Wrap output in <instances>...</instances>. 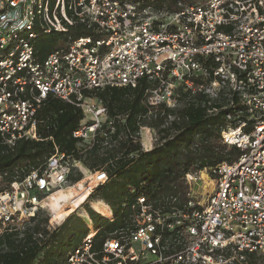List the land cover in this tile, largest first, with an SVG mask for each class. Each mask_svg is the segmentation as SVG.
Listing matches in <instances>:
<instances>
[{
	"label": "built area",
	"instance_id": "obj_1",
	"mask_svg": "<svg viewBox=\"0 0 264 264\" xmlns=\"http://www.w3.org/2000/svg\"><path fill=\"white\" fill-rule=\"evenodd\" d=\"M172 12L131 0H0V146L38 139L49 94L83 110L74 136L91 143L115 127L96 91L155 83L149 103L175 109L181 91L224 99L231 162L186 174L188 199L132 202L129 221L99 245L87 234L67 264H264V0H193ZM91 34L39 57L36 28ZM199 81V82H198ZM169 119L175 115L169 114ZM103 135H108L103 132ZM78 163L56 148L43 165L0 191V238L23 229L63 189ZM211 171V172H210ZM95 187L108 180L92 172Z\"/></svg>",
	"mask_w": 264,
	"mask_h": 264
},
{
	"label": "trees",
	"instance_id": "obj_2",
	"mask_svg": "<svg viewBox=\"0 0 264 264\" xmlns=\"http://www.w3.org/2000/svg\"><path fill=\"white\" fill-rule=\"evenodd\" d=\"M131 1L172 12L182 9L180 2H193ZM36 32L34 43L40 58L53 49L65 47L71 37L91 34L81 24L73 25L66 33H44L39 28ZM154 86L155 83L143 78L136 87L116 86L96 91L115 130L109 133L108 124L103 123L91 143L74 136L84 119L83 110L49 94L36 114L38 139L23 138L12 147L0 146V191L43 165L56 148L90 171L104 170L108 174V180L96 186L82 203L95 228L91 229L77 212L51 227L50 215L41 216L40 210L22 233L12 231L0 238V264H67L68 255L77 247L78 236L82 234L83 239L95 231L94 239L99 246L111 232L129 221L132 202L138 196H148L155 205L168 204L172 197L178 199L177 203H184L189 192L187 173L211 170L239 156V148L229 146L221 135L228 124L227 114L233 112L225 107L224 99L209 105L205 94L181 91L177 108H169L165 103L152 106L148 99ZM169 114L175 115V119H169ZM144 126L158 132L157 142L149 150L140 141ZM77 169L74 167V171ZM74 171L70 180L77 183L83 173L80 171L74 177ZM90 201L108 205L112 219L93 209Z\"/></svg>",
	"mask_w": 264,
	"mask_h": 264
},
{
	"label": "rangeland",
	"instance_id": "obj_3",
	"mask_svg": "<svg viewBox=\"0 0 264 264\" xmlns=\"http://www.w3.org/2000/svg\"><path fill=\"white\" fill-rule=\"evenodd\" d=\"M57 36V35H56ZM157 137H158V132L157 129H154L152 127H148V126H144L141 129V136H140V141L142 143V146L144 149L149 150L151 149L154 144L157 142ZM77 171H74V177L78 175V172H82L83 173V178L77 182V183H72L71 180H69V182L67 183V185L63 188V190L67 193L74 191V195L81 194L83 192H87V190L91 193L94 188V178L92 175L93 171H90L89 169H87L83 164L78 163L77 166ZM204 173H201V177H203L200 181V184L203 185V183H208L209 181V176L212 178V175L209 173H207V171H205V169L202 170ZM83 184V185H82ZM72 188V189H71ZM85 189V190H84ZM62 190V189H61ZM77 192V193H76ZM88 193V195L90 194ZM68 200V201H67ZM71 200L72 199H66L63 200L62 202H60L59 207H53L50 204L51 199H49L47 201V204L45 205V208H43L41 216H46V215H50V220H49V225L51 227H55L59 224H61L70 214L77 212L79 213L89 224V227L95 228L92 225V221L89 217V215L86 212V208L82 205H80V207L78 208H74L71 204ZM106 205L103 201H90V206L97 210L98 212L102 213L103 215H105L108 218L112 219V215H111V209L110 207H108V211L109 212H104V211H99V207ZM108 206V205H107ZM64 207V208H63ZM110 209V210H109ZM65 210H68L69 213L67 214H63L61 217H57L56 214L58 212H64ZM82 234L80 236H78L75 245H79L81 243L82 240Z\"/></svg>",
	"mask_w": 264,
	"mask_h": 264
},
{
	"label": "bare ground",
	"instance_id": "obj_4",
	"mask_svg": "<svg viewBox=\"0 0 264 264\" xmlns=\"http://www.w3.org/2000/svg\"><path fill=\"white\" fill-rule=\"evenodd\" d=\"M83 185V184H82ZM72 189V188H71ZM85 190V189H84ZM74 191H71L69 193L65 192L63 189L62 190H59L58 192L54 193L52 196H51V202L49 205L53 206V207H59V204L60 202H62L63 200H66V199H72L71 200V204L74 208H78L80 207L81 203L85 202V200L87 199L88 197V193H90L88 190L87 192H83L81 194H78L77 195H74L73 193ZM77 193V192H76ZM68 201V200H67ZM61 205V204H60ZM64 208V207H63ZM99 211H104V212H109L108 211V207L107 205H103L101 207H99L98 209ZM110 210V209H109ZM69 213L68 210H65L64 212H58L56 214L57 217H61L63 214H67Z\"/></svg>",
	"mask_w": 264,
	"mask_h": 264
},
{
	"label": "crops",
	"instance_id": "obj_5",
	"mask_svg": "<svg viewBox=\"0 0 264 264\" xmlns=\"http://www.w3.org/2000/svg\"><path fill=\"white\" fill-rule=\"evenodd\" d=\"M107 207H109V206H107Z\"/></svg>",
	"mask_w": 264,
	"mask_h": 264
}]
</instances>
